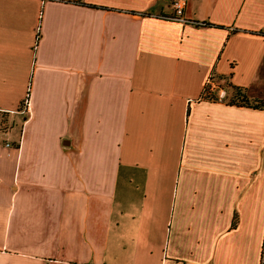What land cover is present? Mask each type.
<instances>
[{
	"label": "crops",
	"instance_id": "obj_1",
	"mask_svg": "<svg viewBox=\"0 0 264 264\" xmlns=\"http://www.w3.org/2000/svg\"><path fill=\"white\" fill-rule=\"evenodd\" d=\"M174 1L0 0V264L263 263L264 0Z\"/></svg>",
	"mask_w": 264,
	"mask_h": 264
},
{
	"label": "trees",
	"instance_id": "obj_2",
	"mask_svg": "<svg viewBox=\"0 0 264 264\" xmlns=\"http://www.w3.org/2000/svg\"><path fill=\"white\" fill-rule=\"evenodd\" d=\"M77 3L82 4V5H87L83 2H77ZM205 25L213 27V25L211 24H205ZM233 89L235 91V96L230 101H227L228 104L243 105V106H247V107H251L255 109H264V101H258V102L251 103L250 101L247 100L246 97L242 95V91L239 88L233 87ZM204 97L208 100H213V101H217L219 99L218 96L214 92H212L209 88L206 89ZM262 264H264V252H263V263Z\"/></svg>",
	"mask_w": 264,
	"mask_h": 264
},
{
	"label": "built area",
	"instance_id": "obj_3",
	"mask_svg": "<svg viewBox=\"0 0 264 264\" xmlns=\"http://www.w3.org/2000/svg\"><path fill=\"white\" fill-rule=\"evenodd\" d=\"M186 5H187V0H175L173 2L174 16L172 19H176L178 21L184 22L185 21L184 11ZM29 106H30L29 97H27L22 105L21 113L27 114L29 110ZM0 144L5 145L7 148H12L11 142L5 140L2 134H0Z\"/></svg>",
	"mask_w": 264,
	"mask_h": 264
}]
</instances>
